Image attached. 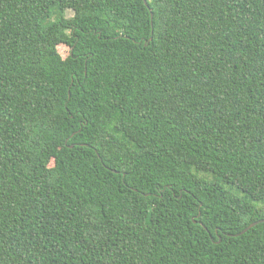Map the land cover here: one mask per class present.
<instances>
[{
	"label": "trees",
	"instance_id": "1",
	"mask_svg": "<svg viewBox=\"0 0 264 264\" xmlns=\"http://www.w3.org/2000/svg\"><path fill=\"white\" fill-rule=\"evenodd\" d=\"M147 3L0 0V264H264V0Z\"/></svg>",
	"mask_w": 264,
	"mask_h": 264
},
{
	"label": "rangeland",
	"instance_id": "2",
	"mask_svg": "<svg viewBox=\"0 0 264 264\" xmlns=\"http://www.w3.org/2000/svg\"><path fill=\"white\" fill-rule=\"evenodd\" d=\"M67 14H70V12L68 11ZM57 50L59 54L61 55V57L65 58L70 52V47L66 44H59L57 46Z\"/></svg>",
	"mask_w": 264,
	"mask_h": 264
},
{
	"label": "water",
	"instance_id": "3",
	"mask_svg": "<svg viewBox=\"0 0 264 264\" xmlns=\"http://www.w3.org/2000/svg\"><path fill=\"white\" fill-rule=\"evenodd\" d=\"M143 1H144L145 5L148 6L147 0H143ZM150 16H151V18H152V13L150 14ZM256 223H257V222H252V223H250L248 226H246V227H245L242 231H240L238 234L245 232L246 230H248L251 226H253V225L256 224ZM235 235H237V233H236Z\"/></svg>",
	"mask_w": 264,
	"mask_h": 264
}]
</instances>
